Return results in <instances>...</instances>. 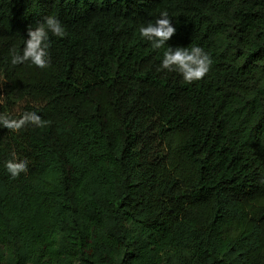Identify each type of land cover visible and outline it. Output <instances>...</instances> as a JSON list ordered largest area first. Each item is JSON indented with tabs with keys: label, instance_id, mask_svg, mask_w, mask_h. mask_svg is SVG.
Here are the masks:
<instances>
[{
	"label": "trees",
	"instance_id": "16d2710c",
	"mask_svg": "<svg viewBox=\"0 0 264 264\" xmlns=\"http://www.w3.org/2000/svg\"><path fill=\"white\" fill-rule=\"evenodd\" d=\"M164 10L200 81L140 36ZM50 15V66L11 65ZM32 111L0 128V264H264V0H0V113Z\"/></svg>",
	"mask_w": 264,
	"mask_h": 264
},
{
	"label": "clouds",
	"instance_id": "9594fccd",
	"mask_svg": "<svg viewBox=\"0 0 264 264\" xmlns=\"http://www.w3.org/2000/svg\"><path fill=\"white\" fill-rule=\"evenodd\" d=\"M140 36L147 40L153 49H164L158 70L175 72L184 83L191 84L203 79L210 71L213 60L208 52L198 45L171 46L167 42L176 32L167 10L161 11L155 22L142 24L138 28ZM57 37L67 35L61 20L50 15L35 26L27 28V37L24 38L23 47L9 50L10 64L15 66L28 63L39 69H45L51 64L49 52V34ZM47 121L35 111L23 112L19 118L0 113V128L13 131L20 130L27 125L43 127ZM15 157V153H13ZM4 168L10 174V179H16L27 169V161L15 158L4 162Z\"/></svg>",
	"mask_w": 264,
	"mask_h": 264
}]
</instances>
